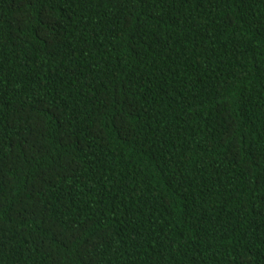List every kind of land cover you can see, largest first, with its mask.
<instances>
[{"label": "trees", "instance_id": "obj_1", "mask_svg": "<svg viewBox=\"0 0 264 264\" xmlns=\"http://www.w3.org/2000/svg\"><path fill=\"white\" fill-rule=\"evenodd\" d=\"M0 264H264V0H0Z\"/></svg>", "mask_w": 264, "mask_h": 264}]
</instances>
